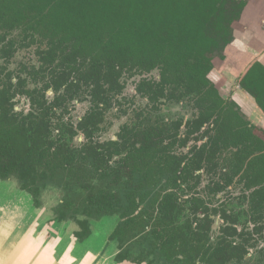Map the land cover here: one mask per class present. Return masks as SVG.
I'll return each instance as SVG.
<instances>
[{"label": "trees", "instance_id": "16d2710c", "mask_svg": "<svg viewBox=\"0 0 264 264\" xmlns=\"http://www.w3.org/2000/svg\"><path fill=\"white\" fill-rule=\"evenodd\" d=\"M246 5L247 0H0V35L18 30L22 41H39L48 65L65 68L62 73L74 77L69 88L83 81L93 86L91 92L108 85L118 93L123 74L158 70L159 82L140 85L151 102L187 101L198 109L186 125L187 139L178 138L181 123L163 124L132 138L121 135L120 142L100 151L92 145L75 150L50 141L43 121L26 124L12 116L4 123L0 116V180L15 181L35 208H41L48 186L62 190L53 216L58 222L76 223L78 242L90 236L91 221L119 215L108 239L118 243L117 263L236 261L240 246L224 238L208 243L212 221L202 200H190L192 217H187L176 198H160L147 187L156 176L163 179V190L173 181L174 186L179 180L189 185L200 179L197 172L202 170L215 179L207 187L209 195L231 186L242 168L245 189L264 180V131L251 125L234 99L223 100L217 85L219 67L234 41L233 26ZM237 79L264 114V65L254 62ZM206 124L200 136L207 137L205 144L193 146L188 155L172 154ZM255 152L259 156L251 158ZM123 153L115 167L109 165L112 156ZM249 213L253 223L263 222L264 185L250 193Z\"/></svg>", "mask_w": 264, "mask_h": 264}, {"label": "flooded vegetation", "instance_id": "af4514ba", "mask_svg": "<svg viewBox=\"0 0 264 264\" xmlns=\"http://www.w3.org/2000/svg\"><path fill=\"white\" fill-rule=\"evenodd\" d=\"M21 39L22 37L19 36L18 30L9 35H0V116L4 123L12 116L24 118L26 124H31L32 121L38 123L43 121V125L48 128L50 141L58 144H67L71 149L75 150H83L86 148L85 146L92 145L93 148L100 151L104 146L107 145L108 147L110 143L120 142L121 135L132 138L138 132L149 128L161 127L163 124L172 127L173 124L181 123L182 127L178 131V138L187 139L186 125L197 117L198 109L187 101L175 103L160 99L154 104L140 91V85L144 81H160L158 70L132 77L127 73L123 74L119 79L122 88L118 93L109 91L108 85L104 87L101 85V88H94L93 92H91L90 90L93 86L88 88L83 81H75L78 84V88H69L68 84L73 82L74 77L63 74L61 69L65 68L60 69L55 65H48L49 60L43 58L45 54L43 45L39 41L31 42V40L22 41ZM28 50H33L36 63L29 60V62L17 63L14 66L15 57L19 53ZM153 72H157V77H151ZM135 78H138L135 83V94L131 98H127L124 96L126 85ZM54 85H60V87L56 89ZM219 94L223 100L231 99V97L222 96L220 90ZM136 98H140L146 103L143 106L136 107ZM20 99H24L28 104L27 111L17 108V102ZM75 103H86L88 105L85 114L76 123L67 118V115L70 114V106L75 105ZM173 105L185 106L191 111V117L188 119L183 117L172 119L165 115L163 107ZM114 107H118L119 115L127 117V120L119 126L113 137L103 139L102 136L105 135L108 127L112 125L107 122V119ZM242 113L244 114L243 111ZM247 120L251 125L264 131L262 126L254 124L248 118ZM207 128L208 125L206 124L197 134L190 136L185 147L175 146L172 154L176 156L188 155L193 146L200 147L205 144L207 137L200 138V136ZM195 138H198V140H195ZM123 151L126 152L127 149ZM124 155L125 153L112 156L109 160V165L115 167V163ZM255 156H259V153L255 152L251 158ZM243 169L235 177L231 186L216 195L208 194L207 187L215 179L211 173L203 170L197 172L200 179L198 181H190L189 185L178 179V185L174 186L176 181H173L171 183L172 187L163 190V179L156 176V181H151L147 188L151 193L160 195V198H163V196L176 198L182 204L181 206L184 208L183 214L187 217L192 213L189 210L190 200L194 198L202 200L204 206L208 209L207 214H209V218L212 221L208 231V243L215 244L221 238H224L232 246H240L243 250L235 252L237 260L229 264H264V219L261 224H255L249 216L250 193L263 186L264 180L257 179L255 186L250 190L245 189V181L242 180ZM223 172H225V168ZM93 183L96 185L99 181L95 179ZM236 191L238 193L235 194L234 192ZM215 211L217 213H213ZM197 216L202 219L205 215L198 213ZM110 217L117 219L114 231L120 222V217L119 215H113L105 216L102 219ZM190 217L192 216L190 215ZM261 226L262 229H260ZM229 228L234 229L236 233ZM108 242L110 241L108 240ZM112 242L116 243L118 250L117 241ZM122 263L134 264L128 261Z\"/></svg>", "mask_w": 264, "mask_h": 264}, {"label": "rangeland", "instance_id": "374dc122", "mask_svg": "<svg viewBox=\"0 0 264 264\" xmlns=\"http://www.w3.org/2000/svg\"><path fill=\"white\" fill-rule=\"evenodd\" d=\"M234 29V27H233ZM228 54V64L235 65L236 62V52L233 46L226 49ZM32 62L36 63V58L33 55V50H28L19 53L14 59V66L21 62ZM248 59H244V62H240L239 69H242ZM221 69V66L219 67ZM221 71V75H222ZM224 81H226V73ZM151 77H157V72H153ZM234 78L230 74H227V81L234 84ZM138 78L129 81L126 85L124 91V96L131 98L135 93V83ZM224 97H227L224 96ZM146 101L136 98L135 106H143ZM28 104L24 99H20L17 102V108L19 110L27 111ZM70 114L67 118H70L73 122H77L86 112L88 105L86 103H75V105L70 106ZM248 112L251 109L247 106ZM164 114L170 118H190L191 111L185 106L173 105L163 107ZM127 120V117L120 116L118 113V107H114L109 114L107 119L108 123L112 125L108 127L107 132L103 139H108L113 137L118 131L119 126ZM238 193L237 191L234 192ZM62 190L56 187H48L41 196V208H35L33 205V200L26 198L25 192L18 189L15 181H1L0 180V206L2 204V209L4 211L10 210L11 204L13 206L17 204L21 209L29 211L30 215L34 217V237L36 243H42L44 240H48L50 236V241H52V254L56 257H61V262L66 261L70 257H75L80 259L78 264H127V263H117L115 261V255L118 252L115 242H108V236L113 231L117 219L115 217L104 218L99 222L91 221V234L83 242H78L74 237V231L78 229L76 223L73 221L58 222L54 219L53 209L60 203L62 198ZM28 200V201H27ZM9 208V209H8ZM66 243V249L63 251V244ZM92 250V251H91ZM61 252V255L60 253ZM91 252V253H90ZM41 255V254H40ZM90 255V256H89ZM82 259V260H81Z\"/></svg>", "mask_w": 264, "mask_h": 264}, {"label": "crops", "instance_id": "0c3cea01", "mask_svg": "<svg viewBox=\"0 0 264 264\" xmlns=\"http://www.w3.org/2000/svg\"><path fill=\"white\" fill-rule=\"evenodd\" d=\"M233 27L234 41L232 46L236 52V62L235 65L228 64L226 51V60L221 64L219 77H217L218 89L222 96L227 95V97L234 99L248 119L264 128V114L237 85V77L242 76L254 62L259 61L264 65V0H247L241 19ZM244 59H248V63L239 69L240 62H244ZM221 71L224 75L226 73V81H224L225 76L221 75ZM227 74L235 79L233 80L234 84L231 85V82L227 81ZM247 106L251 107L250 112L247 111ZM25 194L27 195L26 198H30L32 201L31 196ZM2 207L1 204L0 264H78L80 262V259L75 257H70L61 262V257L52 254L50 236L48 240L39 244L36 243L34 217L30 215L29 211L21 209L17 202L15 206L11 204L10 210L7 211H4ZM62 249L65 251L66 243L63 244ZM59 253L61 255V252Z\"/></svg>", "mask_w": 264, "mask_h": 264}, {"label": "bare ground", "instance_id": "6f19581e", "mask_svg": "<svg viewBox=\"0 0 264 264\" xmlns=\"http://www.w3.org/2000/svg\"><path fill=\"white\" fill-rule=\"evenodd\" d=\"M8 209H9V208H8ZM3 226H4V224H3ZM1 228H2V227H1ZM2 241H3V240H2ZM23 246H24V245H23ZM14 250H15V249H14ZM1 251H2V250H1ZM26 255H27V254H26ZM27 257H29V256H27ZM27 257H26V258H27ZM34 257H35V256H34ZM12 258H13V257H12ZM35 258H36V257H35ZM35 258H34V259H35ZM36 259H37V258H36Z\"/></svg>", "mask_w": 264, "mask_h": 264}]
</instances>
